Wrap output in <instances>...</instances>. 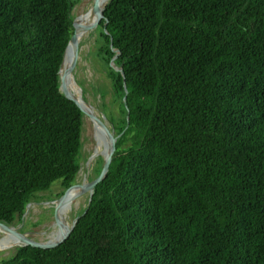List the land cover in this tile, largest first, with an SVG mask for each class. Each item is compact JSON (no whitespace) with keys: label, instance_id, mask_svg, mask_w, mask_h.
<instances>
[{"label":"trees","instance_id":"16d2710c","mask_svg":"<svg viewBox=\"0 0 264 264\" xmlns=\"http://www.w3.org/2000/svg\"><path fill=\"white\" fill-rule=\"evenodd\" d=\"M74 5L0 0L7 226L81 168L83 114L58 76ZM103 14L119 135L107 175L61 245L0 264H264V0H108Z\"/></svg>","mask_w":264,"mask_h":264},{"label":"rangeland","instance_id":"374dc122","mask_svg":"<svg viewBox=\"0 0 264 264\" xmlns=\"http://www.w3.org/2000/svg\"><path fill=\"white\" fill-rule=\"evenodd\" d=\"M92 1L93 0H75V5L72 8V14L73 18L77 17L75 19L76 22L85 15H83V13L86 11V9H88ZM98 34L99 29H95L83 43L79 52L77 68L74 76L77 85L81 89L82 95L84 92L86 101L99 107L101 110H103L105 115L109 117L111 112L115 114L118 113V106L117 103H111V86L110 81L106 76V66L96 55V49L99 44L97 38ZM93 86L103 91L105 96L101 98L100 91L94 92ZM95 115L97 114L95 113ZM86 116H83V130L81 136V168L75 178L76 183L79 184L85 179L88 180V177L92 176L93 167L96 164L95 161L99 157L93 124ZM97 117L99 118L98 115ZM61 190L62 188L57 181L51 186L49 192L40 193V195H43L42 200H37L36 202L54 200L57 198L56 195L60 193ZM69 194H67L66 197ZM66 197L61 201L60 204L59 199L54 201L50 208L39 205H28L23 214L26 222L21 226L19 231L21 230V232H23L25 235L37 241H45L46 236L54 229L53 224L59 222L64 217L65 210L62 208L61 204L64 202ZM85 203L86 198L84 195L82 198H80L78 207L73 206L72 209L65 215L64 220L67 221L78 214V212L85 206ZM18 225L19 223L10 225V227L16 228ZM1 237L2 234L0 232V239ZM16 247H18V245L1 247L0 261L11 256L14 253Z\"/></svg>","mask_w":264,"mask_h":264},{"label":"water","instance_id":"95a60500","mask_svg":"<svg viewBox=\"0 0 264 264\" xmlns=\"http://www.w3.org/2000/svg\"><path fill=\"white\" fill-rule=\"evenodd\" d=\"M93 3L97 2V0H93ZM107 2L102 6V8L99 11V18L100 20L103 18V13H104V9L106 6ZM90 6L88 7V9H86V11L83 13L87 14L89 12ZM77 17L73 18L72 21V26H73V32L67 42V45L64 49L63 52V56H62V60L58 69V76H59V82H60V92L70 101H72L73 103L76 104V106L80 109V111L82 112L83 116H86V112H93L96 113L101 121V127L103 130V135L105 137V141H106V149L105 152H101L98 155L102 157L103 161H102V165L101 168L98 172V174L91 180H87L86 184H84V186L82 184L79 183H73L70 186H68L67 188L64 189L62 195L60 197H58L57 199L51 200V201H45V202H36V201H28L25 205H39L42 207H51L52 203L58 199H61L62 196L64 195L65 191L73 186H81L83 188V192L86 198V203H85V209L82 211L81 214H76L74 217H72L71 219L65 221L64 219L57 223V226L59 225H66L69 226L68 231L61 236L57 242L53 243V244H49L48 239H49V233L46 236V240L45 241H37L27 235H25L23 232H21V230L19 231V229H21V226L25 224L26 219L23 216V213L21 214V219L19 222V225L14 228V231H10L9 228H13L4 224L0 223V232H5V233H10L13 236L17 237L18 241H19V246H26V245H30L33 247H38V248H43V249H53L58 247L59 245H61L63 243V241L68 237L69 233L71 232V230L73 229L76 221L79 219L80 216H82V214H84L90 204L91 198H92V194H93V190L94 187L101 182L107 175L108 169H109V164L112 160V156L114 154V151L116 149V142H117V138L119 135L115 134L114 129L111 126L110 120L109 118L105 115V113L103 112V110H101L99 107L92 105L91 103L87 102L86 99L83 97L82 93H81V89L80 87L77 85L76 81H75V71L77 68V63H78V57H79V52L80 49L83 45V43L85 42L86 38H88L89 32L91 27L87 30V32L85 33L84 37L82 39H80L78 42H76V38H77V31L78 28L75 25V19ZM105 26V24H104ZM105 31V28H104ZM72 51V57H71V72L69 74H67L64 71V61H65V57L67 54H69ZM115 55L114 57L111 59L110 64L113 65V60L117 57L118 52L115 51ZM115 69H119L123 75L122 69L115 67ZM64 84L65 90H63L62 85ZM72 84H75L79 91H80V96H75L73 95L72 91H71V86ZM125 85V83H124ZM65 91V92H64ZM87 117V116H86ZM88 118V117H87ZM88 120L93 124V121L88 118ZM94 125V124H93Z\"/></svg>","mask_w":264,"mask_h":264},{"label":"bare ground","instance_id":"6f19581e","mask_svg":"<svg viewBox=\"0 0 264 264\" xmlns=\"http://www.w3.org/2000/svg\"><path fill=\"white\" fill-rule=\"evenodd\" d=\"M106 2H108V0H97V2L95 3L92 2L90 4L89 12L85 14L77 22L76 21L74 22L76 27L78 28L77 35H76L77 36L76 42H78L80 39L84 37L85 33L90 27L91 29H90L89 35L96 29L98 25V21L100 19L99 11ZM71 57H72V51L66 55L65 61H64V71L67 74L71 72ZM62 87H63L62 89L65 90L64 84L62 85ZM71 91L73 95L80 96V91L75 84H72ZM86 115L88 118H90L93 121V124H94L93 128L95 131V138L97 141L98 154L101 152H105L106 141L103 135L100 118H98L97 115H95V113L93 112H86ZM86 181L87 180L85 179L84 181H82L83 184L82 182L80 184L84 186V184H86ZM67 194L69 195L66 197ZM83 196H84V192L81 186H78V187L73 186L64 193L62 198L59 199V204H60L61 201L66 197L64 202L61 204L62 208L65 210L64 217L67 214V212L72 209L73 206L78 207L80 198H82ZM64 217L59 222H61L64 219ZM59 222H56L53 224L54 229L49 234V239H48L49 244H53L57 242L58 239L68 231L69 226H66V225L57 226V223ZM9 230L14 231L15 229L9 228ZM1 234H2V237L0 239V248L5 247V246H15L19 244L17 237L13 236L12 234L5 233V232H1Z\"/></svg>","mask_w":264,"mask_h":264},{"label":"flooded vegetation","instance_id":"af4514ba","mask_svg":"<svg viewBox=\"0 0 264 264\" xmlns=\"http://www.w3.org/2000/svg\"><path fill=\"white\" fill-rule=\"evenodd\" d=\"M111 123V122H110ZM112 126V125H111Z\"/></svg>","mask_w":264,"mask_h":264}]
</instances>
